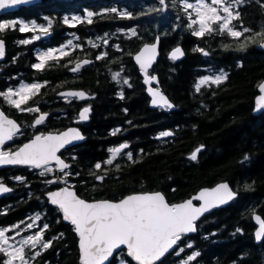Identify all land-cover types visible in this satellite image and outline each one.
Returning a JSON list of instances; mask_svg holds the SVG:
<instances>
[{
    "label": "trees",
    "instance_id": "trees-1",
    "mask_svg": "<svg viewBox=\"0 0 264 264\" xmlns=\"http://www.w3.org/2000/svg\"><path fill=\"white\" fill-rule=\"evenodd\" d=\"M112 8L117 13L111 12ZM88 11L94 13L91 24L63 22L64 17L71 21L75 14L83 20ZM235 11L239 18L232 21L234 30L250 29L239 39L215 31L202 37L193 35L196 26L188 27L191 21L184 11V0H164L163 5L159 0H42L22 6L10 16L45 27L51 20L47 36H41L39 30L20 32L19 24L15 30L0 33L6 39L13 80L47 81L40 89L47 92L46 97L38 93L29 105L49 109L55 116L48 123L52 128L77 124L87 135L84 143L62 152L72 163L66 171L71 173L67 180L82 197L119 200L134 192L161 190L170 202H178L220 181H229L238 193L228 206L201 219L198 233L184 236L178 249L159 264L184 262L195 252L200 255L188 264H264V239L257 242L253 217L259 213L264 218V113L257 116L253 112L258 85L264 79V50L256 47L264 41V35H255L264 33V0H243ZM118 12L131 13V18L120 17ZM132 29L136 36L131 35ZM33 36L41 38L19 43ZM157 36L161 37V56L152 72L159 75L163 91L176 105L174 109L150 106L133 59L143 44ZM245 37L251 38L246 41ZM69 40L79 47L68 45L65 50L69 55L49 60L42 71L33 68L38 52L65 46ZM241 43L245 44L244 50H240ZM178 44L184 46L186 56L175 61L168 55ZM102 53L107 55L97 59ZM82 58L94 61L71 71ZM116 72L121 75L114 80ZM221 72L228 74L226 80L219 85H202L196 91L201 78ZM125 79L131 87L123 83ZM67 88L84 89L91 98L65 99L59 91ZM88 103L91 117L81 122L79 113ZM116 129L120 131L112 135ZM166 131L172 135L160 136ZM122 143L129 144V148L122 150L112 165H106L104 162L111 158L109 149ZM201 145L197 160H191V153ZM127 152L132 153L131 160ZM97 163L102 165L100 170L95 169ZM105 169V179L97 180L95 176L104 175ZM32 171L28 167L12 171L25 176L17 183L22 198L14 201L12 194L0 198V205L20 203L5 212L0 209V226L25 212L30 216L29 223L39 215L35 221L38 227L29 229L28 236L47 224L43 240H50L51 246L27 247L26 259L41 252L28 264H78L80 250L74 226L65 223L59 209L47 203L44 193L48 184L41 185V174ZM2 173L10 181L13 174L8 170ZM49 175L46 173L44 179ZM123 259L135 264L125 252H120L111 264Z\"/></svg>",
    "mask_w": 264,
    "mask_h": 264
},
{
    "label": "snow or ice",
    "instance_id": "snow-or-ice-1",
    "mask_svg": "<svg viewBox=\"0 0 264 264\" xmlns=\"http://www.w3.org/2000/svg\"><path fill=\"white\" fill-rule=\"evenodd\" d=\"M29 0H0V12H4L13 8L16 5L28 3ZM163 5L164 0H159ZM243 0H194V2H188L184 0V11L190 19L189 28L197 26L193 29V35L202 37L205 33L211 34L214 31L218 34H227L233 38L239 39L250 32V29L243 28L242 31L234 30L232 21L239 18L238 9ZM189 9L192 11L190 12ZM107 11V10H106ZM113 13H117L116 8L110 10ZM93 12H87L86 17L82 20L81 17H72L71 21L68 17L63 18L65 24L72 22L92 23ZM120 17L127 16L131 18V13L118 12ZM193 15L195 18H193ZM47 19V18H46ZM20 32H39L47 36L49 29L52 27V21H47V26L38 25L35 21L29 23L17 20H9L0 22V33L7 29H17ZM213 25H216L213 28ZM107 35V34H105ZM131 35L136 36L135 29L131 30ZM255 35H264V33H257ZM40 36H33L31 39H25L19 41L21 44L32 43L33 40H39ZM251 37H245L247 41ZM77 39H79L77 37ZM107 43V41H104ZM88 43L92 44V41ZM68 45H72L73 48L79 47L73 45V41L69 40L67 45L62 46L59 49L50 48L45 52L39 54V62L34 64L33 67L37 70H44L45 65L49 60H59L60 57L69 55L64 51V48ZM99 45L93 44V47ZM264 47V43L261 44ZM118 47V46H117ZM245 44H240V50H244ZM203 52V49H198ZM59 52L60 56L56 53ZM207 55V53H204ZM5 55V46L3 39H0V58ZM107 53L98 55L97 59H102ZM157 55V45L145 44L143 49L135 56V60L139 63L140 69L148 77L146 83H151L156 79L154 76L148 75V69L151 67ZM182 56L183 52L180 48H176L171 56L173 59ZM91 61L85 59L82 63H76L71 71H79L84 64H88ZM121 73L116 72L113 74V79L117 80ZM227 73L221 72L218 75H209L201 78L195 85L197 92L200 91L202 85L215 84L219 85L227 79ZM129 87L128 80L123 81ZM47 81L43 84L36 82L31 84H21L16 90L8 89L6 92H0V96L19 111L35 112L39 113L38 107H22L26 105L28 101L40 92L42 87H45ZM261 92H264V84L260 85ZM148 91L152 96V104L155 106L171 108L173 105L168 101L158 89L149 88ZM65 97H77L84 98V92H66L61 93ZM123 98V93H120ZM15 97V98H14ZM257 109H264V95L258 97ZM90 108L85 107L79 113V120L86 121L89 118ZM47 113L39 114L38 118L34 120L31 127L41 125L45 122ZM120 129H116L112 135H116ZM22 135L21 126L13 119H10L7 115L0 110V166L5 165H29L34 168H42L41 175L52 172V168L48 167L52 161L56 162L59 171L64 174V177L71 175L66 172V169L71 167L70 164L65 163L60 158L58 152L66 145L71 144L73 141L82 140L84 137L81 133L75 129L70 128L62 133H48L37 134L28 143L23 144L22 147L15 151L4 150V146L7 141H12L14 137ZM172 135L171 132H162L160 136L166 137ZM129 144L122 143L118 147L109 149L111 158L106 160V165H112L122 150L128 149ZM203 145L197 147L190 155V159L197 160V154L202 150ZM129 160L132 159V153H126ZM247 159V157H245ZM119 170V165H115ZM102 165L97 163L95 169L100 170ZM79 175V173H76ZM93 175H95L93 173ZM107 175V169L104 170V175H97L95 178L99 181H103ZM16 180H22V177H16ZM63 179V178H61ZM56 180H50L48 183H55ZM66 182V180H65ZM11 191L10 188L3 185L0 181V193H6ZM51 203L58 206L62 212V218L65 221L70 222L74 226V231L79 236V248L81 251V264H111L109 257L113 256L114 252L119 254L126 249L127 255L131 257L138 264H157L160 258L173 249L181 240L182 236L187 233L195 232V221L209 211L211 208L220 204H224L234 198V193L229 186L225 184H219L214 188H204L198 195L191 197L181 203H169L164 194L161 192H140L127 195L119 200H93L88 201L82 199L74 191V185L60 188L58 191L50 192L49 194ZM194 201L200 202L199 206L194 204ZM40 216L37 215L33 218V223L27 224V229L36 227L35 221H38ZM255 219L259 222L260 228L255 233L256 240L264 239V219L256 216ZM48 225L45 224L34 235H29L26 238L18 242V246L9 243L13 237L6 235V233L16 230V235H20V225H13L11 228H0V253L5 254L8 259L3 261L2 264H14L15 261H19L20 264H28L29 259H34L35 256L41 254L40 251H36L34 255L25 257V248L36 249L38 246L41 249H47L51 246V241L43 240V233L47 229ZM239 231V229L237 230ZM124 246V248H122ZM191 247V245H188ZM181 248L179 251H183ZM199 252H195L190 255L183 264H188L189 261L194 260L199 256ZM120 264H127L126 261L121 260Z\"/></svg>",
    "mask_w": 264,
    "mask_h": 264
},
{
    "label": "flooded vegetation",
    "instance_id": "flooded-vegetation-1",
    "mask_svg": "<svg viewBox=\"0 0 264 264\" xmlns=\"http://www.w3.org/2000/svg\"><path fill=\"white\" fill-rule=\"evenodd\" d=\"M9 20H14L10 16V13L0 16V22L9 21ZM1 38H4V37H1ZM51 48H60V47L59 46H57V47L55 46V47H51ZM64 51H66L65 48H64ZM5 55H7V51H6ZM38 62H39V59L35 60L33 65L38 63ZM9 63H10V61L6 57H5V59L3 61L0 62V68L2 69L1 73H0V92H6L8 89H13L14 90L15 85H20L21 83H26V81L30 82L29 80H25V79L14 81L13 80L14 77L12 76L11 69H10V67L8 65ZM47 64H48V62H47ZM34 69H36V68H34ZM38 82H40V81H38ZM60 92L61 91H59V93ZM39 94L42 97H46L47 92L44 91V93H43V91L41 90L39 92ZM63 98H65V99L68 98L69 100L77 99L75 97H64V96H63ZM87 105H90V103L85 104L84 107L87 106ZM0 107L10 117L15 118L20 123L21 132H22V135H18L16 137H14V139L12 141H8L5 144V146H4V150L15 151L21 145H23L26 141H28L29 139H31L34 135H36L38 133H44L45 134V133L50 132V131H59V130L63 129V128H52L50 126L51 123L48 124L49 122L52 121V119L53 120L55 119V116L53 114L51 115V111L49 109L47 110V109H45L43 107H39V109H40L39 113H35V112H31L30 113V112H26V111H19L14 106L10 105L5 100V98L2 97V96H0ZM22 107L26 108V107H31V106L29 105V102H28L26 105H22ZM41 113H47V117L45 119V122L43 124H41V125H36L35 127H31V125L34 123V120L36 118H38L39 114H41ZM78 120H79V118H78ZM75 122H76V120H75ZM21 167H28L30 170H33L32 172H37V174H41V172L43 171L42 168L41 169H37V168L31 167V166H13V167H6V168L0 169V181L8 182L11 186L14 187V191L11 193L12 195L10 196L12 199H14V201L16 199H21L22 198V193L23 192L22 193L20 192L21 189H20V187L17 186V183L22 182L23 179H25V176H23L22 174L15 175V174L12 173V171L14 169H16V168H21ZM48 167L52 168V172L49 173L50 174L49 178L47 180H45L44 179L45 174H44V175H41L42 178H40V179L42 180L41 181L42 182L41 185H43L45 183L48 184L47 187L44 186L45 188H47V190L44 193V198L47 201V203L50 204L49 203V199L47 197V193L49 191H51V190L60 188L64 184V182L61 179H59V178H63L64 180H66L67 183H69V181L67 180V177H64L63 173H61L57 169L56 165H49ZM4 170L10 171V175L13 174L12 176H10L11 177L10 181H8V180H6L5 178L2 177L3 176L2 172ZM16 177H22L23 179L22 180H16L15 179ZM50 180H56V182L55 183H48V181H50ZM7 195H5V196H7ZM1 198H4V196L1 197ZM37 199H38V197H37ZM19 204L20 203H13V202L7 203V204H4V205H0V209H2L5 212V210L7 211L9 209L10 210L14 209L15 207L17 208V206ZM17 224L20 225V228L18 229V231H20V237H21V240H22V239L26 238L28 236V233H29V229H27V224H29V214H28V212H25L24 214L22 213L21 215L15 217L14 219H11L8 222V224L6 225V227H10L11 228L13 225H17ZM9 233L11 234V237H13L12 240H15V237H19V236L16 235V230L11 231ZM0 256L2 257L3 261L8 258L3 253H0Z\"/></svg>",
    "mask_w": 264,
    "mask_h": 264
},
{
    "label": "water",
    "instance_id": "water-1",
    "mask_svg": "<svg viewBox=\"0 0 264 264\" xmlns=\"http://www.w3.org/2000/svg\"><path fill=\"white\" fill-rule=\"evenodd\" d=\"M41 1H42V0H29L28 3L20 4V5H16V6H14V7L11 8V9H8V10H6V11H4V12H0V16H1V15H4V14H6V13L15 12V11H17L21 6H30V5H34V4L40 3ZM0 39H3V41H4L5 54H6V51H7V43H6V40H5L4 38H1V37H0ZM262 43H264V41L258 42V43L256 44V47L259 48V49H261V50H264V47L261 46ZM145 44H148V45L156 44V45H157V55H156L154 61L152 62L151 67L148 69V75H149V76H154V77H156V79L153 80L151 83H146V80L148 79V77L145 76L144 72H143V71L140 69V67H139V63L135 60V56H136V55H137V54L143 49V47H144ZM145 44L142 45L141 48H140V49L134 54L133 59H134L135 63L137 64V66H138V68H139V70H140V74L142 75V78H143V83H144L145 86H146L147 94H148L149 97H150V106H151L152 108H157V107H159V106H155V105L152 104V96H151V93L148 91V89L151 87V88H153V89H158V90H159L164 96L167 97L168 101L173 105L171 108H175V104L171 101L170 97H169V96H168V95L162 90V88H161V81H160V77H159V75H158L157 73H155V74H152V73H151L152 68H153L154 65L157 63V61L159 60V58H160V56H161V37H160V36H157L153 41H151V42H147V43H145ZM176 48H180V49L182 50V52H183V55H182V56H179V55H178V57H177L176 59H173L172 56H171V53H172ZM168 56H169L171 59L175 60V61H180V60H182V59L186 56V51H185L184 46H183L182 44H178V45L174 46L172 49H170V51H169V55H168ZM4 59H5V55H4L3 58H0V62L3 61ZM85 59L91 61L90 63H92V62L94 61L93 59H90V58H82V59L79 60L77 63H82ZM88 64H89V63H88ZM88 64H84L83 66L88 65ZM1 70H2V69L0 68V73H1ZM262 84H264V79H263V80L260 82V84L258 85V94H257V96L255 97V102H254V109H253V112H254V114L257 115V116H259V115H261V114L264 113V109H257V101H258V97H260L261 95H264V92H261L260 87H259V86L262 85ZM71 91L84 92V93L86 94L85 97H84V98H80V99H88V98L91 97V95H90L87 91H85L84 89H66V90H63L61 93H66V92H71ZM0 110H2V111L4 112V114L7 115L10 119L15 120V121L20 125V123H19L15 118L10 117V116H9V115H8V114H7L2 108H1V107H0ZM90 115H91V109H90V112H89V118H90ZM89 118H88V119H89ZM20 126H21V125H20ZM70 128H75V129H77V130L81 133V135L84 137V139H82V140L73 141L71 144L66 145L64 148H62V149L58 152V155L60 156V158L63 159V160L65 161V163H68V164H70V165L72 166V163L69 162L67 159H65V158L63 157V155L61 154V152H62L63 150H65V149H67V148H70V147H73V146H75V145H78V144L84 143V142L87 140V135L83 132V130H82L78 125H73V126H70V127H68V128H65V129H63V130H61V131L47 132L46 134H48V133H53V134H56V133H62V132L66 131V130H68V129H70ZM38 134H41V133H38ZM36 135H37V134H36ZM33 138H34V137H33ZM31 139H32V138H31ZM31 139H29V140L26 141L25 143H28ZM7 142H8V141H7ZM7 142H6V143H7ZM25 143H24V144H25ZM22 146H23V145H21L20 147H22ZM20 147H19V148H20ZM16 150H17V149H16ZM51 164H56V162H55V161H52ZM51 164H50V165H51ZM13 166H29V165H5V166H0V169H2V168H6V167H13ZM58 169H59V168H58ZM59 179H61V178H59ZM61 180L64 182V184H63L60 188L70 186L69 184H67V183L65 182L64 179H61ZM225 183L229 186V188H230L234 193H236V195L234 196V198H233L232 200H230V201H228V202H226V203H224V204H220V205H218V206H216V207H213V208H211L209 211H207V212H205L203 215H201V216L195 221L196 231H195V232H191V233L184 234V235H192V234H196V233L198 232V225H197V223H198V221H199L200 219H202L203 217H205V216L211 214L212 212H214V211L217 210L218 208H223V207L228 206V205H229V204H230V203H231V202H232V201L238 196V193L235 191V189L233 188V186L231 185V183H230L229 181H221V182H218L217 184H215V185H213V186H204V187L200 188L196 193H194L193 195H191L190 197H188V198H186V199H184V200H182V201H178V202H170L169 199L167 198L166 194H165L163 191H161V190H157V191H142V192H161V193L164 194L166 200H167L169 203H181V202H183V201H185V200H187V199H189V198H191V197H194V196L198 195V193H199L202 189H204V188H209V189H210V188H214V187H216V186L219 185V184H225ZM3 185L6 186V187H8V188H10L11 191L13 190V187H12L9 183L3 182ZM60 188H57V189L51 190V191H49V192L47 193V196H48V198H49V202H50L51 205H53V204L51 203V200H50V197H49L48 194H49L50 192L58 191ZM11 191H9V192H11ZM74 191H75V192L77 193V195L80 196L82 199H85V200H88V201H93V200H89V199H86V198L82 197V196L78 193L76 187H74ZM9 192H6V193H0V198L3 197L4 195H6V194L9 193ZM134 193H140V192H134ZM131 194H133V193H131ZM128 195H130V194H128ZM126 196H127V195H126ZM124 197H125V196H124ZM104 199L112 200V199H109V198H101V199H95V200H104ZM113 201H116V200H113ZM199 203H200V202L194 201V204H196L197 206H199ZM53 206H55V207L58 208V206H56V205H53ZM59 210H60V209H59ZM60 212H61V211H60ZM61 214H62V212H61ZM62 216H63V214H62ZM256 216H259L261 219H264L263 216L260 215L259 213H255V214L253 215L254 220H255V222H256L257 225H258V227H257L256 230H255V233H256V232L259 230V228H260V224H259V222L255 219ZM63 221H64L65 223H70V222H68V221H65L64 219H63ZM76 235H77V237H78V239H79V236H78L77 233H76ZM182 237H183V236H182ZM181 239H182V238H181ZM262 240H263V239H261V240H259V241L257 240V242H261ZM178 243H179V241H178ZM178 243H177L176 246H174L173 249H170L169 252L165 253V255H164L163 257L160 258V261H158L157 264H159V263H160L165 257H167L170 253H172V252L177 248ZM78 244H79V240H78ZM122 248H124V246H122ZM79 249H80V248H79ZM125 250H126V249H125ZM116 254H117V252H114V253H113V256H112V257H109V261H110V262L114 259V257L116 256ZM80 258H81V251H80ZM80 258H79V263H78V264H81V259H80ZM130 258H131V257H130ZM131 259H132V258H131ZM132 260H133V259H132ZM133 262H134L135 264H138V262H136V261H134V260H133ZM106 264H108V262H106Z\"/></svg>",
    "mask_w": 264,
    "mask_h": 264
},
{
    "label": "rangeland",
    "instance_id": "rangeland-1",
    "mask_svg": "<svg viewBox=\"0 0 264 264\" xmlns=\"http://www.w3.org/2000/svg\"><path fill=\"white\" fill-rule=\"evenodd\" d=\"M188 2H190V1H188ZM191 2H194V1H191ZM207 2V1H206ZM89 12V11H88ZM85 15V14H84ZM76 17H81L80 15H77ZM194 18H195V16H194ZM23 22H25V23H29V25L31 26V23L29 22V21H23ZM197 27V26H196ZM41 36H43V37H45L44 35H42L41 34ZM61 48V47H60ZM57 49H59V48H57ZM48 50V49H47ZM46 50V51H47ZM45 52V51H44ZM40 53H42V52H39V54ZM56 54H58V52L56 53ZM21 84H26V83H21ZM20 84V85H21ZM28 84H31V83H28ZM20 85H17V86H15L16 87V89H18L19 87H20ZM16 89H14V90H16ZM29 218H30V216H29ZM30 221V220H29ZM37 225V224H36ZM38 227V225L36 226V228ZM0 228H10V227H6V226H0ZM6 235H8V236H10L11 237V234L8 232V233H6ZM19 241H21V237H20V235H19V237H15V240H10L9 241V243H12L13 245H15V246H18V242ZM26 257V256H25ZM7 260V259H6ZM124 260V259H123ZM124 261H126V260H124ZM14 264H20V262L19 261H15L14 262ZM120 264V263H119ZM176 264H183V261H180V262H178V263H176Z\"/></svg>",
    "mask_w": 264,
    "mask_h": 264
}]
</instances>
